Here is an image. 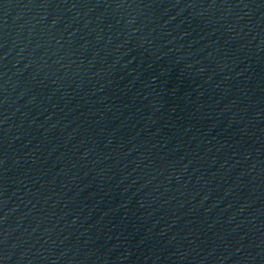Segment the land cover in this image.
Here are the masks:
<instances>
[{
	"label": "water",
	"instance_id": "95a60500",
	"mask_svg": "<svg viewBox=\"0 0 264 264\" xmlns=\"http://www.w3.org/2000/svg\"><path fill=\"white\" fill-rule=\"evenodd\" d=\"M0 264H264V0H0Z\"/></svg>",
	"mask_w": 264,
	"mask_h": 264
}]
</instances>
